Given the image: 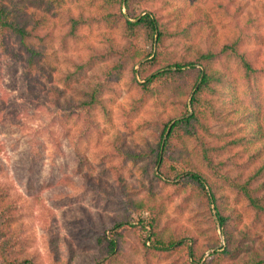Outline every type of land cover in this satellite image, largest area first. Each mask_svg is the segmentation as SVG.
I'll return each mask as SVG.
<instances>
[{"label":"trees","instance_id":"obj_1","mask_svg":"<svg viewBox=\"0 0 264 264\" xmlns=\"http://www.w3.org/2000/svg\"><path fill=\"white\" fill-rule=\"evenodd\" d=\"M160 4L88 0L75 11L65 0H0V58L22 59L34 76L44 61L55 68L59 53L85 50L79 61L64 55V88L52 82L48 91L54 121L63 132L74 126L76 168L90 164L93 139L105 140L93 156L112 184L89 169L81 182L117 212L89 222V253L62 263L54 248V264H139L136 253L144 264H264V59L248 45L262 37L240 31L218 41L211 10H225L223 0ZM93 28L98 42L82 33ZM123 89L124 129L105 138L97 115L110 122ZM74 183L64 174L63 186ZM8 184L0 182V264H44L28 251L26 199Z\"/></svg>","mask_w":264,"mask_h":264},{"label":"rangeland","instance_id":"obj_2","mask_svg":"<svg viewBox=\"0 0 264 264\" xmlns=\"http://www.w3.org/2000/svg\"><path fill=\"white\" fill-rule=\"evenodd\" d=\"M223 1L225 10L215 7L211 10L212 14H215L212 23L216 39L225 42L240 31L257 33L262 37L261 41H252L248 45L260 50L261 59H264V0ZM65 7L75 11L80 7L88 9V0H65ZM82 33L87 40L98 42L101 30L93 28ZM151 49L152 46L143 48L145 52ZM84 53L82 45L77 44L69 48L66 54H58L57 61L53 60L52 64L55 68L49 67L46 61L42 62L34 76L25 71L22 59L0 58V182L9 183L14 193H19L26 199L24 207L27 215L24 221L29 223L27 229L31 239L28 251L33 252L44 264H54L55 250L58 252V260L62 263L67 261L72 251L75 257L76 252L89 253V243L92 239L89 222L96 223L101 217L109 222L117 212L114 205L104 207L97 196L86 190L81 182L82 173L88 172L89 169L93 175L107 179L112 184V178L101 172L102 165H99L93 156L98 146L105 145V140L99 143L97 139H93L84 153L90 159V164H83L82 167L77 162L76 168L73 149L70 146V141L77 140V137H74V126L67 124V130L63 132L51 115L52 97L48 92L51 83L64 88L57 80H61L66 66L69 65L65 57L79 61ZM91 75L92 70L82 78L92 79ZM262 83L264 95V79ZM66 90L72 92L71 88ZM126 100V92L123 89L111 106L110 122L98 113L97 118L106 131L105 138L116 130L123 131L118 106L126 105ZM51 129L62 138V151L55 150L49 134ZM62 133H66V138H63ZM31 146L32 151L29 149ZM37 150L39 152L35 154L34 151ZM75 170L77 175L74 174ZM64 174L73 176L76 181L74 186H63ZM125 178H137L134 168L125 174ZM167 207L169 212L172 211V204L169 203ZM44 218L49 221L54 231L53 237H50L48 230L44 228ZM135 257L139 264H144L139 253H136ZM123 262L125 263V260Z\"/></svg>","mask_w":264,"mask_h":264}]
</instances>
